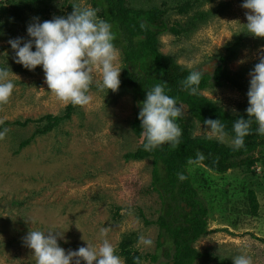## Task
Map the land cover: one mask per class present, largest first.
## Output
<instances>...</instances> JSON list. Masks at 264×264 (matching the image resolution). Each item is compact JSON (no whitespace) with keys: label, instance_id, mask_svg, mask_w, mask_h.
<instances>
[{"label":"rangeland","instance_id":"1","mask_svg":"<svg viewBox=\"0 0 264 264\" xmlns=\"http://www.w3.org/2000/svg\"><path fill=\"white\" fill-rule=\"evenodd\" d=\"M20 1L0 0V7L10 8L12 16L15 9L11 3ZM186 1L189 0H129V5L144 9L162 6L169 10L170 25L180 22L186 27L188 16H180L174 10ZM71 4L92 7L90 0H57L49 7L48 20L71 14ZM198 10L210 12V20L187 35H162L161 52L175 57L179 64L191 70L211 68V73L215 71L214 62L217 64L221 56L228 57L225 64L228 70L239 73L249 88L250 72L264 54L261 51L264 38L247 32L244 25L248 10L238 0H215ZM22 18L12 23L6 17L10 22L0 34V48H4L0 51V68L12 73L10 79L15 85L9 102L0 105L3 123L62 115L70 105L60 102L50 92L42 66L29 70L16 63L9 40H30L27 28L34 20L26 14ZM118 52L122 80L124 60ZM100 82L101 74L96 70L90 89L92 102L84 107L75 106L70 121L48 134L36 136L20 151V143L32 137L40 125L6 126L7 134L0 140V264H36L33 250L23 242L30 229L63 234L58 243L67 252L87 247V243L98 247L103 228L109 229L107 239L115 246L117 255L121 242L132 236L133 248L142 257L141 264H163V259L154 262L150 256L159 254L158 227L147 226L139 216L140 209L146 220L155 221L159 216V198L150 191L152 162L124 158L142 141L132 129L137 102L127 91H101L97 87ZM247 93V90L224 87L203 94L228 112L238 114L249 103ZM182 107L193 135L210 138L207 127L192 119L187 106ZM222 142L233 145L228 136ZM189 169L208 206L209 230H213L196 247L216 258L198 264H233V258L241 254L249 256L253 264H264L262 166L256 165L251 172L237 169L222 175L194 165ZM250 190L257 198L256 214L250 207ZM116 208L121 209L120 216H116ZM141 235L151 238L152 246L138 245Z\"/></svg>","mask_w":264,"mask_h":264},{"label":"trees","instance_id":"2","mask_svg":"<svg viewBox=\"0 0 264 264\" xmlns=\"http://www.w3.org/2000/svg\"><path fill=\"white\" fill-rule=\"evenodd\" d=\"M55 1L57 0H21L18 3H11L15 9L12 16L10 8L0 7V34L7 22H10L5 20L8 16L12 23H15L16 19L21 21L25 14L28 18L31 16L34 18L31 23L36 22L37 19L43 23L48 20L46 14ZM214 1L189 0L174 8L178 15L188 16L189 23L185 27L180 22L170 25L169 10L162 6L144 9L130 6L129 0H90L92 8L97 11L98 18L112 26L111 30L115 35L114 44L123 56L124 69L119 89L132 93L137 102V113L132 129L142 141L135 151L127 153L124 158L127 161L151 160L152 162L150 191L157 194L159 198V216L155 221L146 220L141 209L139 216L144 219L147 226L158 227L159 254L150 256L154 262L163 259V264H198L216 260L210 252H202L196 247V243L210 235L213 230H209V209L199 189L194 185L189 169L191 165L203 167L218 175L237 169L251 172L252 168L258 164L264 171V135L258 133V124L254 119L251 134L245 137L244 145L239 148L217 139L194 136L188 119L183 114L176 121L182 129L178 145L172 147L170 144H164L152 151L144 149L146 141L141 136L140 106L146 99L147 91H150L157 83L166 82V94L173 97L178 106H187L192 119L203 125L207 119H220L225 125L227 136L232 140L235 136L234 121L240 117L248 118L246 109L249 103L244 106L242 112L232 114L203 94L206 90L224 87H233L240 91L249 90L239 73L233 74L228 70L225 65L228 57L219 58L213 73L206 71L197 94L193 95L190 90L182 87L181 82L194 70L184 67L175 57L165 55L160 50L162 35L167 33L176 36L187 35L199 28L201 24L208 22L211 13L199 11L198 8L203 7L204 4H212ZM238 1L241 4L244 3V0ZM72 6L71 4L70 8ZM9 47H11L10 44ZM3 50L4 48H0V51ZM75 111L76 107L70 104L62 115L49 114L37 120L27 119L25 122L12 123L18 126H26L30 123L40 125L32 137L20 143L19 151L28 147L36 136L48 134L66 121H70ZM12 124L3 123L0 125V131ZM198 152L202 153L205 159L199 163L189 164V158L195 160ZM180 173H183L187 179L180 180L178 178ZM249 201L253 214H256L258 202L253 190L249 191ZM120 211V208H116V216H120ZM133 245L132 236H128L120 244L118 255L124 258L126 264H136L135 258H142Z\"/></svg>","mask_w":264,"mask_h":264},{"label":"clouds","instance_id":"3","mask_svg":"<svg viewBox=\"0 0 264 264\" xmlns=\"http://www.w3.org/2000/svg\"><path fill=\"white\" fill-rule=\"evenodd\" d=\"M242 7L248 10L247 24L244 25L247 32L254 37L264 38V0H244ZM72 8V13L66 17H54L43 23L37 19L28 25L30 40L10 39L9 44L15 51L17 64L29 70L43 67L48 89L60 102L84 107L93 99L90 87L96 70L101 74V82L97 85L101 91L119 90V52L114 44L112 26L99 19L95 9L79 5H73ZM261 51L264 53V49ZM205 73V69L191 72L181 82L182 87L193 95L197 94ZM11 75L7 68H0V105L7 104L13 94L15 85L10 79ZM250 77L247 93L249 107L246 109L248 118L240 117L233 123L235 136L232 144L237 148L242 147L245 137L251 134L253 119L258 124V133L264 135V54L260 55ZM166 87V82L157 83L147 91L146 99L140 106L139 119L141 136L146 141L145 151H152L164 144L175 147L182 136V129L176 121L184 114L183 107L166 94ZM204 124L210 138L216 137L223 141L227 136L225 125L220 119H207ZM7 131H0V140L5 138ZM204 159L203 154L198 152L196 159L189 158L188 163H199ZM178 178L182 181L187 179L183 173L178 174ZM108 231V228L101 229L102 242L98 247L87 243V247L67 252L58 243L63 238L59 232L45 233L30 229L23 242L33 250L36 264H81L82 261L85 264H124L116 254L115 246L107 239ZM152 244L151 238L144 235L139 237L138 245L150 247ZM135 259L136 264H141L139 257ZM233 264L253 262L249 256L241 254L233 258Z\"/></svg>","mask_w":264,"mask_h":264},{"label":"water","instance_id":"4","mask_svg":"<svg viewBox=\"0 0 264 264\" xmlns=\"http://www.w3.org/2000/svg\"><path fill=\"white\" fill-rule=\"evenodd\" d=\"M216 62H214L212 65L214 66V65H217V64H215ZM203 69H205L207 72H209V73H211L212 72V69L211 68H209V69H207V68H203ZM164 240L162 239V242H163Z\"/></svg>","mask_w":264,"mask_h":264}]
</instances>
